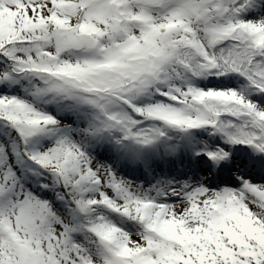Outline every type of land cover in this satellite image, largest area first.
Instances as JSON below:
<instances>
[{"label":"snow or ice","instance_id":"6c2138e0","mask_svg":"<svg viewBox=\"0 0 264 264\" xmlns=\"http://www.w3.org/2000/svg\"><path fill=\"white\" fill-rule=\"evenodd\" d=\"M0 264H264V0H0Z\"/></svg>","mask_w":264,"mask_h":264}]
</instances>
